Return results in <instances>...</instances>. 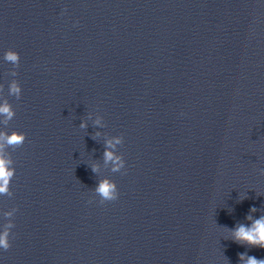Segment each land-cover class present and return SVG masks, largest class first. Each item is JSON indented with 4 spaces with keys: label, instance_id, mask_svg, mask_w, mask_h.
I'll use <instances>...</instances> for the list:
<instances>
[{
    "label": "clouds",
    "instance_id": "1",
    "mask_svg": "<svg viewBox=\"0 0 264 264\" xmlns=\"http://www.w3.org/2000/svg\"><path fill=\"white\" fill-rule=\"evenodd\" d=\"M4 59L7 62H10L13 66L19 67L20 56L19 53L9 49L4 55ZM17 73L13 72L12 75ZM22 93L21 86L18 82L13 81L9 87V94L14 95L17 99L20 98ZM0 115L4 116V124H7L14 116L15 112L12 109L11 105L5 101L3 104H0ZM99 123V121H97ZM81 128L85 127V124L80 125ZM26 140V134L18 131H13L10 134L7 132L0 131V195L9 194V184L13 176L15 175V169L11 167L12 160L10 155L6 153V148L16 149L21 147ZM117 144L121 143V138H116L115 141ZM108 148L114 147L112 141H109L107 144ZM105 161H114L115 167L113 171H120L121 168L125 169V161L119 157H114L112 151H105ZM93 172L96 171V168L93 167ZM96 192L102 198L100 203L104 204L105 202L115 201L119 197V191L117 185L114 181L104 180L99 183L96 188ZM251 212H255L256 209L252 208ZM7 215H11L8 213ZM249 221H252L251 226H246L244 224H239L234 229H232V239L237 243L247 244L252 247H258L264 249V216H261L259 219H252V216L249 215L246 217ZM13 225L8 224L4 230L0 231V249L7 251L11 247L10 242V229ZM240 261L242 264H264V259H257L255 256L247 255V253L239 254Z\"/></svg>",
    "mask_w": 264,
    "mask_h": 264
}]
</instances>
